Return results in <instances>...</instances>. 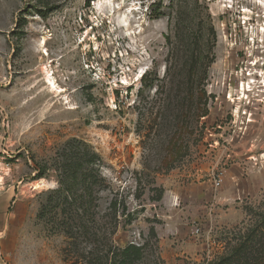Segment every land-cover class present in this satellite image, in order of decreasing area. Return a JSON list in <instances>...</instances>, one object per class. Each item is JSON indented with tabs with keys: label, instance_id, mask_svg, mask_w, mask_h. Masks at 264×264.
<instances>
[{
	"label": "rangeland",
	"instance_id": "374dc122",
	"mask_svg": "<svg viewBox=\"0 0 264 264\" xmlns=\"http://www.w3.org/2000/svg\"><path fill=\"white\" fill-rule=\"evenodd\" d=\"M0 264H264V0H0Z\"/></svg>",
	"mask_w": 264,
	"mask_h": 264
},
{
	"label": "bare ground",
	"instance_id": "6f19581e",
	"mask_svg": "<svg viewBox=\"0 0 264 264\" xmlns=\"http://www.w3.org/2000/svg\"><path fill=\"white\" fill-rule=\"evenodd\" d=\"M48 35L49 34H43L41 37L35 38V45H37L38 47H40V51L39 52H41L43 56L46 55V51H47L46 46H45V41L47 40ZM42 70L44 71V73L46 75V79L49 82V85L54 88L55 87L54 86L55 84L52 82L53 80L50 78V72H49V70L47 69L46 66H43L42 67ZM250 89H252V82L251 81H249L247 83L242 82L241 84L237 85V91H239L238 95L239 94L241 95V96H239L240 99H244V98L247 99L246 93L248 91H250ZM248 121H249V119H248Z\"/></svg>",
	"mask_w": 264,
	"mask_h": 264
},
{
	"label": "trees",
	"instance_id": "16d2710c",
	"mask_svg": "<svg viewBox=\"0 0 264 264\" xmlns=\"http://www.w3.org/2000/svg\"><path fill=\"white\" fill-rule=\"evenodd\" d=\"M137 250L138 248L133 245L128 246V253L126 254V256L128 257L127 258L128 261L131 260L133 256H135L134 254L136 253Z\"/></svg>",
	"mask_w": 264,
	"mask_h": 264
},
{
	"label": "built area",
	"instance_id": "2783aa9c",
	"mask_svg": "<svg viewBox=\"0 0 264 264\" xmlns=\"http://www.w3.org/2000/svg\"><path fill=\"white\" fill-rule=\"evenodd\" d=\"M221 175H222V172H219L217 177L214 178V184H215L216 187L219 186L221 181H222V176Z\"/></svg>",
	"mask_w": 264,
	"mask_h": 264
}]
</instances>
